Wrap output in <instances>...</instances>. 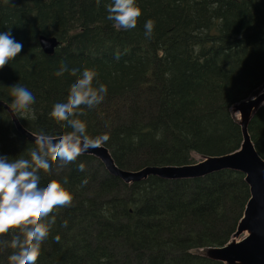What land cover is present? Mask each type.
<instances>
[{
    "label": "trees",
    "instance_id": "trees-1",
    "mask_svg": "<svg viewBox=\"0 0 264 264\" xmlns=\"http://www.w3.org/2000/svg\"><path fill=\"white\" fill-rule=\"evenodd\" d=\"M107 3L0 0V32L22 44L0 69V98L15 82L35 97L32 110L17 116L21 125L36 136L69 131L48 113L79 73H55L61 63L82 64L97 72L107 94L80 118L90 137L108 134L100 145L119 169L189 165L237 151L242 137L232 107L264 82V0H137L141 16L128 31L105 20ZM148 19L151 39L143 35ZM41 35L59 41L51 56L39 47ZM248 134L264 160V105ZM37 147L0 106V155L27 158ZM39 175L67 177L73 201L55 210L37 264H224L205 252L231 240L250 197L244 176L231 170L124 184L97 159L80 155ZM10 238L0 236V264H8Z\"/></svg>",
    "mask_w": 264,
    "mask_h": 264
},
{
    "label": "clouds",
    "instance_id": "clouds-1",
    "mask_svg": "<svg viewBox=\"0 0 264 264\" xmlns=\"http://www.w3.org/2000/svg\"><path fill=\"white\" fill-rule=\"evenodd\" d=\"M104 10L105 20L121 31L134 29L141 16L137 0H108ZM143 29L145 38L151 39L154 21L146 20ZM21 48L22 44L10 31L0 32V69L17 57ZM65 72L79 75L72 82L70 93L55 102L48 115L55 121H63L69 131L58 136L38 134L33 142L38 147L27 158L21 154L0 155V236H10L7 246L13 249L7 256L8 264H37L41 244L55 223V210L73 201L72 193L65 187L67 177L62 181L45 180L39 172L49 169L54 162L67 165L109 139L106 133L90 137L86 122L80 118L85 109L101 104L107 94L106 86L97 81V72L82 64L69 68L61 63L55 75L62 76ZM7 89L8 98H0V103L6 105L8 113L23 117L32 110L35 97L26 86L15 82ZM77 170L83 172L84 164H78ZM86 183L87 179L81 181L82 185Z\"/></svg>",
    "mask_w": 264,
    "mask_h": 264
},
{
    "label": "water",
    "instance_id": "water-1",
    "mask_svg": "<svg viewBox=\"0 0 264 264\" xmlns=\"http://www.w3.org/2000/svg\"><path fill=\"white\" fill-rule=\"evenodd\" d=\"M41 51L51 56L59 41L55 37L39 36ZM263 90L256 96L235 104L233 114L238 113L237 122L241 130L242 143L238 152L232 154L203 157L200 161L182 166L145 167L138 171L121 170L115 166L108 150L99 145L81 154L97 159L104 169L124 184H131L153 176L164 180H193L209 174L231 170L239 172L249 187L250 197L239 220L232 239L221 247L209 248L205 255L224 264H264V161L255 151L249 134L248 124L254 111L264 104ZM0 106L9 115L16 132L29 142L38 136L27 131L17 117L8 113L5 104ZM37 144L38 143H34ZM241 237V238H240Z\"/></svg>",
    "mask_w": 264,
    "mask_h": 264
},
{
    "label": "rangeland",
    "instance_id": "rangeland-1",
    "mask_svg": "<svg viewBox=\"0 0 264 264\" xmlns=\"http://www.w3.org/2000/svg\"><path fill=\"white\" fill-rule=\"evenodd\" d=\"M263 83H264V82H263ZM263 83H262V85H263ZM262 85H261L259 91H257V92L255 93L254 96H256L257 94H259V93L263 90V86H262ZM254 96H253V97H254ZM262 105H264V104H262ZM234 115H235V117L238 118V113H235ZM199 159H200V158H198L197 156L195 157V160H199Z\"/></svg>",
    "mask_w": 264,
    "mask_h": 264
},
{
    "label": "bare ground",
    "instance_id": "bare-ground-1",
    "mask_svg": "<svg viewBox=\"0 0 264 264\" xmlns=\"http://www.w3.org/2000/svg\"><path fill=\"white\" fill-rule=\"evenodd\" d=\"M241 131V130H240ZM260 157V156H259ZM261 158V157H260ZM263 160V159H262ZM264 161V160H263Z\"/></svg>",
    "mask_w": 264,
    "mask_h": 264
}]
</instances>
